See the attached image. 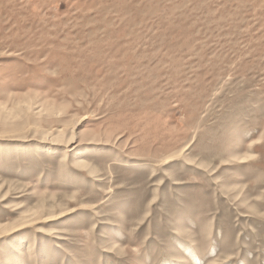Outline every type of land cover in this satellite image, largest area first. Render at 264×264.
<instances>
[{
	"label": "rangeland",
	"instance_id": "obj_1",
	"mask_svg": "<svg viewBox=\"0 0 264 264\" xmlns=\"http://www.w3.org/2000/svg\"><path fill=\"white\" fill-rule=\"evenodd\" d=\"M0 264H264V0H0Z\"/></svg>",
	"mask_w": 264,
	"mask_h": 264
},
{
	"label": "bare ground",
	"instance_id": "obj_2",
	"mask_svg": "<svg viewBox=\"0 0 264 264\" xmlns=\"http://www.w3.org/2000/svg\"><path fill=\"white\" fill-rule=\"evenodd\" d=\"M170 159H172V158H166V161H167V160H170ZM198 213H200V212H198Z\"/></svg>",
	"mask_w": 264,
	"mask_h": 264
}]
</instances>
